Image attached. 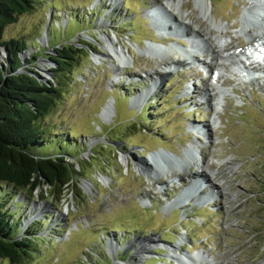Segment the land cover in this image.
Instances as JSON below:
<instances>
[{
    "label": "rangeland",
    "instance_id": "obj_1",
    "mask_svg": "<svg viewBox=\"0 0 264 264\" xmlns=\"http://www.w3.org/2000/svg\"><path fill=\"white\" fill-rule=\"evenodd\" d=\"M42 1L6 28L4 40L37 41L21 53V69L29 68L47 84L57 66L51 59L56 47L50 45L86 48L46 120L56 135L77 144L81 162L75 165L84 169L76 184L81 199L71 192L52 203L46 186L31 199L6 196L23 221L21 234L41 221L39 251L24 264H264V80L249 86L230 58L208 51L218 49L212 42L236 48L246 44L244 36L264 32V0H208L214 12L208 22L196 0H174L183 6L185 20L178 8L167 6L172 0ZM253 17L258 26L243 27L244 19L247 24ZM182 20L187 25H179ZM198 25L209 26L210 35L192 33ZM107 37L125 47L134 63L109 52ZM41 48L45 55L28 65ZM182 48L189 58L180 54ZM9 56L2 53L6 74ZM209 60L212 70L230 80L216 84L234 88V97L215 94L214 84L213 96L208 95L211 77L204 61ZM220 60L228 65L218 66ZM194 76L200 93L187 83ZM154 78L159 81L151 89ZM163 150L189 158L168 184L169 170L148 175L138 169ZM204 174L208 198L198 194L199 183L193 195L182 197L183 187ZM141 242L150 243L148 252H139ZM183 254L193 260L179 262L175 256Z\"/></svg>",
    "mask_w": 264,
    "mask_h": 264
},
{
    "label": "trees",
    "instance_id": "obj_2",
    "mask_svg": "<svg viewBox=\"0 0 264 264\" xmlns=\"http://www.w3.org/2000/svg\"><path fill=\"white\" fill-rule=\"evenodd\" d=\"M41 2L0 0V264L26 263L36 256L41 239L36 227L41 221L30 224L21 234L23 221L17 218L18 209L9 204L6 196L12 195V201L20 194L31 199L38 188L46 186L52 203L63 201L71 192L81 199L76 192L77 177L84 169L75 165L80 161L75 156L79 147L67 136L56 135L57 128L46 120L63 95L70 69L84 56L86 48L65 42L50 45L56 47L51 59L58 65L53 69L54 81L47 84L32 75L29 68L19 72L21 53L35 47L37 41L32 39L30 45L26 39L4 40L6 28ZM6 51L10 54L8 74L1 60ZM45 53L41 48L27 59L28 65Z\"/></svg>",
    "mask_w": 264,
    "mask_h": 264
},
{
    "label": "bare ground",
    "instance_id": "obj_3",
    "mask_svg": "<svg viewBox=\"0 0 264 264\" xmlns=\"http://www.w3.org/2000/svg\"><path fill=\"white\" fill-rule=\"evenodd\" d=\"M197 1V3H200L201 5H202V16H203V18L208 22V21H210V18H211V15H212V13L214 14V12L210 9V7H209V4H208V0H196ZM169 3V5H167V3L164 5V7L165 8H167V9H169L168 7H171V8H178L179 9V11L181 12V18H183L184 20H185V15H186V13L185 12H183V6L180 4V3H178V2H176V1H174V0H172V1H169L168 2ZM212 3V2H211ZM168 7H167V6ZM197 5V4H196ZM212 7H213V3H212ZM161 9L160 7H158V6H156V7H154V9ZM157 11V10H156ZM153 12H155V11H153ZM187 16V15H186ZM250 16V13H248L247 14V16L246 17H249ZM255 16V15H254ZM245 17V18H246ZM254 19L251 21V23H245V19H244V23H243V27H246V26H253V27H255V26H258V23H259V19L257 20L255 17H253ZM184 20H182V21H180L179 23H178V21H177V23L179 24V25H187V22H185ZM172 22V21H171ZM171 22H169L170 24H171ZM209 24H210V22H209ZM167 25H168V23H167ZM251 31H253L252 29H250V31L249 32H251ZM227 31H224V30H222L221 31V33H226ZM192 33H195V34H198L200 37H202V38H205V37H207V36H209L210 35V33H211V29H210V27L209 26H207L205 29H202V27H199V25H198V28L197 29H193V31H192ZM251 36V35H250ZM261 37V35L260 34H256L255 35V39H257V38H260ZM238 37H236V39H237ZM106 43H107V45H108V50H109V52H112L113 54H115L118 58H119V61L120 62H122V63H125V62H129V61H131L132 62V60L130 59L129 60V58H128V56L126 55V48L125 47H123V46H121L120 47V49L118 48V46L115 44V39H113L112 37H107L106 39ZM215 42H212V44L210 45V46H215L216 48H218L217 50H215V49H210L209 48V50L208 51H210V53L214 56V57H216V58H224L225 56H224V52L228 49V46L231 44V42H224L225 43V45H219V44H214ZM233 45V44H232ZM225 47V49L223 48V52H222V49H221V47ZM214 47V48H215ZM227 47V48H226ZM229 48H231V49H229L228 51H235V50H237L234 46L233 47H231V46H229ZM233 55L235 54V52H233L232 53ZM180 58V57H179ZM181 59V58H180ZM183 59V58H182ZM198 59V58H197ZM202 59V58H201ZM200 60V59H199ZM181 61V60H180ZM198 61V60H197ZM205 62V61H204ZM132 63H134V59H133V62ZM173 64H176V63H174V61H172L171 63H170V65H173ZM182 64V63H181ZM213 65V64H212ZM210 66L209 65V68H210V70H212L213 68H214V66ZM126 66V65H125ZM152 77V76H151ZM158 78H154L153 79V85L151 86V89H152V87L154 88V87H156L157 86V83H158ZM157 82V83H156ZM206 90H207V93H208V95L209 96H213V90L215 89V88H213L212 90L210 89V87H213V85L212 84H206ZM193 88H195V93H200V91H201V88H199L198 86H196V87H194V86H192ZM195 95V94H194ZM202 97V96H201ZM192 98H195L194 96H192ZM113 100L108 104V107L106 108V111H108V108L110 107V106H113ZM209 127H210V125H209ZM191 154V153H190ZM189 156V155H188ZM187 159H181L180 157H178L176 154H174V153H172V154H170V153H166V151L165 150H163V151H158V152H156V153H153V154H151V157L149 158V159H147V160H144V161H141L140 163H139V166H138V169L140 170V171H142L143 173H146V174H148V175H150V174H155V173H158V174H156V175H161V173L160 172H163V171H168V172H166V175L168 176V178L166 179V180H168V179H170L169 177L170 176H174V175H176V176H178L177 175V172H175V170L176 169H180L181 167H185V166H187L188 164V162L186 163V161H188L189 160V158L188 157H186ZM125 159V158H124ZM126 161V160H125ZM127 163H128V160L126 161ZM187 164V165H186ZM228 164H230V163H228ZM182 169V168H181ZM182 172V171H181ZM204 172L206 173V170H204ZM168 173V174H167ZM179 173V172H178ZM163 174V173H162ZM152 176V175H151ZM183 176V175H182ZM201 178H204L205 179V174L203 175V176H200ZM199 177V178H200ZM198 178V177H197ZM208 178V177H207ZM203 179V180H204ZM200 182V179H197V181L195 182V183H193L192 185H191V189L193 190V188L194 187H197L198 188V183ZM205 186V185H204ZM218 186V185H217ZM208 187V186H207ZM199 189V188H198ZM202 190V189H201ZM203 191L204 190H202V191H199V194H200V196L202 197V195H201V193H203ZM220 192V191H219ZM221 194H222V190H221ZM170 206H167V208H169ZM170 208H172V207H170ZM168 210V209H167ZM153 242H155V241H153ZM150 243L149 242H145V243H143V242H141L140 243V247H138V250H139V252L140 253H146V252H148V245H149ZM179 245H176V247H178ZM173 249V248H172ZM173 254V256H174V253H172ZM176 257V259L179 261V262H183V260H193L192 259V257L191 256H189V255H186V254H183L182 256L181 255H178V256H175ZM202 259H205L204 257H202Z\"/></svg>",
    "mask_w": 264,
    "mask_h": 264
},
{
    "label": "water",
    "instance_id": "obj_4",
    "mask_svg": "<svg viewBox=\"0 0 264 264\" xmlns=\"http://www.w3.org/2000/svg\"><path fill=\"white\" fill-rule=\"evenodd\" d=\"M44 40L45 39H42V41L44 42ZM6 48V47H5ZM56 63V62H55ZM56 65H58V63H56ZM25 71V69H19V72H24ZM49 73L51 74V76L54 78V72H53V70H51V71H49ZM38 78V77H37Z\"/></svg>",
    "mask_w": 264,
    "mask_h": 264
}]
</instances>
